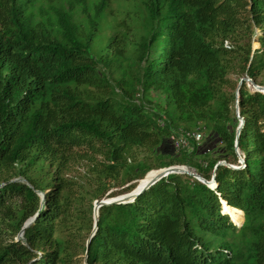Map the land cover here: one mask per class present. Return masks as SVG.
Instances as JSON below:
<instances>
[{
    "label": "trees",
    "instance_id": "16d2710c",
    "mask_svg": "<svg viewBox=\"0 0 264 264\" xmlns=\"http://www.w3.org/2000/svg\"><path fill=\"white\" fill-rule=\"evenodd\" d=\"M140 5L131 46V24L103 32L109 0H0V264H83L92 203L118 180L172 165L210 180L217 162L239 165L226 88L234 73L264 86V0ZM237 106L243 168L217 167L214 189L170 174L100 207L87 264H264V94L243 82ZM201 124L216 146L175 151L171 137Z\"/></svg>",
    "mask_w": 264,
    "mask_h": 264
},
{
    "label": "rangeland",
    "instance_id": "374dc122",
    "mask_svg": "<svg viewBox=\"0 0 264 264\" xmlns=\"http://www.w3.org/2000/svg\"><path fill=\"white\" fill-rule=\"evenodd\" d=\"M109 11H110V14H108ZM106 14H108V16H109L106 19L107 20L106 26H109V24H110V26H112V29L109 30L108 27H105V29H103V32H105V34L107 36H109L113 33L114 27H115L114 30L118 29L119 32H120V30H122L121 28H116V24L121 25L124 22H126L125 23L126 27L129 24H131V26H129V28L127 27L128 30L126 29V31L128 33V39H129V42H131V46H134V44L138 41V39L141 36L142 31H143V29L140 25L141 20L138 19V18L144 17V11L142 10V7L140 5V0H109V8L107 9ZM257 44L258 43L255 42V40L253 39L251 47L256 49ZM228 46H229V44H228ZM100 47H101L100 44H98L97 50H99ZM244 77L245 76H243V78ZM237 79H238V74L234 73V74L229 75L230 83H229L228 87L226 88V91L228 93H232V92L236 93V86H237L236 81H237ZM246 85H247L248 90L253 92L252 88L250 86H248L249 84L247 82H246ZM237 101H238V93L235 96V101H234L233 105L231 106L232 112L236 118H237V114H236V107H237L236 102ZM199 126L202 129L203 125L201 124ZM208 133L209 132L207 130H203V129L201 130L202 139L199 142V146L201 147L202 152H210L217 144L216 136L215 135H212V136L209 135L207 137ZM163 147L165 148V150H168L170 148L168 143L163 144ZM239 155L241 156L240 152H239ZM236 165L237 164H235L233 166H236ZM84 171L85 170L83 168H77L75 171H73V175L79 180H84L86 178ZM192 171L194 172V170H192ZM134 181L129 182V183H134ZM129 183L122 184L120 180L116 181L107 191L103 192L101 199L107 198L108 195L111 193L115 194V196H120L124 193H127V192H125V188L128 186ZM98 188H99L98 185H93L92 189L90 188V190H91V192H93L95 190L96 192H98V194H100L102 192V190L98 189ZM240 219H241V216H239V220L237 222H235V219H234V222L236 224H239ZM89 234L87 235V238H88ZM21 236H22V233L18 234L16 239L22 238Z\"/></svg>",
    "mask_w": 264,
    "mask_h": 264
},
{
    "label": "water",
    "instance_id": "95a60500",
    "mask_svg": "<svg viewBox=\"0 0 264 264\" xmlns=\"http://www.w3.org/2000/svg\"><path fill=\"white\" fill-rule=\"evenodd\" d=\"M254 49L255 48H252V50H254ZM243 82H247L249 84L248 86H250L253 91H256V92H259L261 94H264V86L257 85L250 78L244 77V78L240 79L238 81V83H237L235 96L237 95L238 90L240 89V87H241ZM237 102H236V104H237ZM236 114H237V119H238V125H237V127L235 129V135H234V152H235L236 156L238 157L239 161L241 162L242 166H233V165L228 164L224 160L219 161V162H217L215 164V166H214V168L212 170V174H211L210 180H206L203 177H201L199 174H197L196 172H193L187 166H184V165H172V166L156 169V171H158L156 176L151 178L147 183H145L143 185H140V183L136 184V186L130 192H127V193H125L123 195H120V196H114V197H109V198L107 197V198H103L101 200H95L93 202V204H92L93 205V207H92L93 226H92V230H91V232H90V234H89V236H88V238L86 240V243H85V254H84L83 264H87L86 259H87V253H88V250H89V244H90V241H91L92 237L94 236V234H95V232L97 230L98 209L100 207L131 203V202H133V200L135 198H137L141 193H143L145 190H147L150 186H152L157 181H159L160 179H162V178H164V177H166V176H168L170 174H185V175H188V176L196 179L197 181L205 184L210 189H214L217 186V183L215 181V172H216L217 167L226 166V167L231 168V169H241V168H243L244 160L239 155L238 138H239L241 129H242L243 125H244V119L239 115L238 106L236 107ZM146 175H147V173L144 175V177ZM137 181H140V180H136L135 182H137ZM223 204L225 206H227V207H230V206L227 205V203L225 201L221 200V206L224 207ZM230 208H232V207H230ZM233 209H235V208H233ZM236 210H238V209H236ZM29 223L30 222H27L24 225V227H27L29 225Z\"/></svg>",
    "mask_w": 264,
    "mask_h": 264
},
{
    "label": "built area",
    "instance_id": "2783aa9c",
    "mask_svg": "<svg viewBox=\"0 0 264 264\" xmlns=\"http://www.w3.org/2000/svg\"><path fill=\"white\" fill-rule=\"evenodd\" d=\"M224 46L227 48L229 47L227 41L224 42ZM201 139H202V134L199 129H195L191 132L184 133L181 136H178L176 138L171 137V141H172L175 151H179L182 148L187 147L189 140H193L196 143H199ZM238 163H239L238 166H242L239 160H238Z\"/></svg>",
    "mask_w": 264,
    "mask_h": 264
},
{
    "label": "bare ground",
    "instance_id": "6f19581e",
    "mask_svg": "<svg viewBox=\"0 0 264 264\" xmlns=\"http://www.w3.org/2000/svg\"><path fill=\"white\" fill-rule=\"evenodd\" d=\"M191 171V170H190ZM158 173V171L155 170H151L149 172H147V175L145 177H143L142 179H139L140 181H137L136 184H139L140 185H143L145 183H147L151 178H153L154 176H156V174ZM125 194V193H124ZM123 195V194H122ZM224 205V204H223ZM222 212L224 213V211H228V216L231 218L232 222L235 224V222H237L239 220V216L242 215V212L239 211V210H236V209H233V208H230V207H227L224 205V207L222 206ZM99 210V209H98ZM224 210V211H223ZM237 213L238 217H235V214ZM225 214V213H224ZM233 218V219H232ZM235 219V222L233 221ZM237 226L240 225L239 224H236Z\"/></svg>",
    "mask_w": 264,
    "mask_h": 264
}]
</instances>
